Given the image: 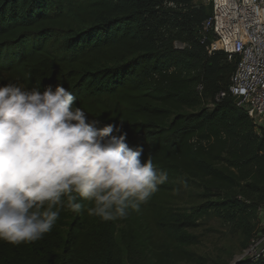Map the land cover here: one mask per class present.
I'll list each match as a JSON object with an SVG mask.
<instances>
[{
	"label": "trees",
	"instance_id": "obj_1",
	"mask_svg": "<svg viewBox=\"0 0 264 264\" xmlns=\"http://www.w3.org/2000/svg\"><path fill=\"white\" fill-rule=\"evenodd\" d=\"M210 12L194 0H0V264L189 262L186 228L204 214L241 250L264 234V127L228 91L235 58L209 54V32L200 42ZM31 143L52 154L47 171L6 179L8 155ZM191 184L200 201L172 209Z\"/></svg>",
	"mask_w": 264,
	"mask_h": 264
},
{
	"label": "built area",
	"instance_id": "obj_2",
	"mask_svg": "<svg viewBox=\"0 0 264 264\" xmlns=\"http://www.w3.org/2000/svg\"><path fill=\"white\" fill-rule=\"evenodd\" d=\"M199 1L211 3V12L201 23L200 42H206L205 34L209 32L212 39L207 52L220 50L228 54L229 60L235 58L228 91L255 128L264 127V0ZM197 88L201 90L200 85ZM223 95L220 92L217 97ZM263 244L264 234L253 238L243 257L264 258Z\"/></svg>",
	"mask_w": 264,
	"mask_h": 264
},
{
	"label": "rangeland",
	"instance_id": "obj_3",
	"mask_svg": "<svg viewBox=\"0 0 264 264\" xmlns=\"http://www.w3.org/2000/svg\"><path fill=\"white\" fill-rule=\"evenodd\" d=\"M52 157L46 148L31 143L27 148L8 155L5 178H16L23 183L36 182L47 171ZM199 192L194 184L183 188L173 198L172 209L181 210L197 204ZM196 223L197 226L186 228L196 237V242L187 247L196 256L195 260L172 264H233L247 254L248 247L241 250L239 236L219 218L204 214L196 219ZM256 223L258 228H264V207L257 209Z\"/></svg>",
	"mask_w": 264,
	"mask_h": 264
},
{
	"label": "water",
	"instance_id": "obj_4",
	"mask_svg": "<svg viewBox=\"0 0 264 264\" xmlns=\"http://www.w3.org/2000/svg\"><path fill=\"white\" fill-rule=\"evenodd\" d=\"M263 246H264V244L261 247H263Z\"/></svg>",
	"mask_w": 264,
	"mask_h": 264
}]
</instances>
